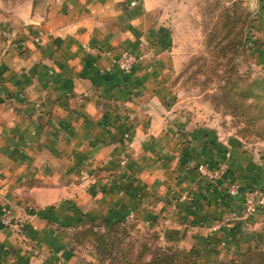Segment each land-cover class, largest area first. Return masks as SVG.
I'll return each mask as SVG.
<instances>
[{
  "label": "crops",
  "instance_id": "crops-1",
  "mask_svg": "<svg viewBox=\"0 0 264 264\" xmlns=\"http://www.w3.org/2000/svg\"><path fill=\"white\" fill-rule=\"evenodd\" d=\"M179 2L0 0V264H94L70 233L99 218L205 263L249 247L264 157L177 109ZM123 51L139 56L128 73ZM221 162L212 182L196 170ZM254 186L262 206L243 215Z\"/></svg>",
  "mask_w": 264,
  "mask_h": 264
},
{
  "label": "rangeland",
  "instance_id": "rangeland-1",
  "mask_svg": "<svg viewBox=\"0 0 264 264\" xmlns=\"http://www.w3.org/2000/svg\"><path fill=\"white\" fill-rule=\"evenodd\" d=\"M18 1L4 0V4ZM172 7L178 12L174 42L179 46L171 77L177 109L209 123L216 135L235 138L247 152L264 157V135L255 134L246 117L234 107L237 95L228 93L231 86L242 88L264 74V0H180L178 7ZM222 8L227 10L228 22L221 18ZM230 43L236 47L225 51L223 47ZM123 221L127 233L124 244L134 241L135 248L145 242L151 247L165 245L159 237L153 238L157 234L154 230L130 219ZM260 227L247 249L217 261L234 259L254 247L264 251V217ZM95 257L94 264H107Z\"/></svg>",
  "mask_w": 264,
  "mask_h": 264
},
{
  "label": "trees",
  "instance_id": "trees-1",
  "mask_svg": "<svg viewBox=\"0 0 264 264\" xmlns=\"http://www.w3.org/2000/svg\"><path fill=\"white\" fill-rule=\"evenodd\" d=\"M220 13H222L221 18L228 22L226 8H222ZM232 46L236 47V44L230 43L223 49L226 51ZM234 50L233 48L231 51ZM228 90L229 94L237 95L234 99L235 109L246 117V123L256 135L263 136L264 74L253 78L242 88L231 86ZM224 98L228 100L226 94ZM124 223L123 220L107 223L99 218L90 220L85 226L73 227L70 233L71 246L80 249V245L85 242V247L81 248H91L94 254L99 256L100 261L107 262V264H264V251L257 247L234 259L212 263L202 262L191 251L174 245L151 247L144 241L145 243H141L139 248H135L134 241H127L124 244L123 238L127 235ZM155 237L158 240L157 234L153 238Z\"/></svg>",
  "mask_w": 264,
  "mask_h": 264
},
{
  "label": "built area",
  "instance_id": "built-area-1",
  "mask_svg": "<svg viewBox=\"0 0 264 264\" xmlns=\"http://www.w3.org/2000/svg\"><path fill=\"white\" fill-rule=\"evenodd\" d=\"M138 60V55L123 51L116 60V63L121 71L128 73L132 69L135 62H137ZM226 169L227 165L225 162H221L215 166L206 165L204 163H199L196 165L198 174L204 177L209 182L223 177ZM226 193L230 197H233L237 193V184L230 183L227 186ZM184 197L185 195H183V198ZM262 203L263 195L261 188L258 186L251 187L245 192L242 197L241 212L243 215H253L257 212L258 208L262 206Z\"/></svg>",
  "mask_w": 264,
  "mask_h": 264
}]
</instances>
